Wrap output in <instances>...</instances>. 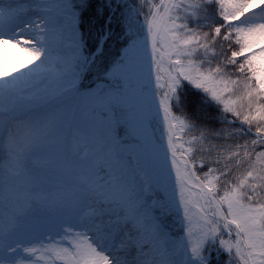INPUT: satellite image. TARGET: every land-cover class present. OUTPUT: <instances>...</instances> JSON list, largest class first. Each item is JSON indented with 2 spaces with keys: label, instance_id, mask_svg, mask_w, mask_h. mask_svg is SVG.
Wrapping results in <instances>:
<instances>
[{
  "label": "snow or ice",
  "instance_id": "snow-or-ice-1",
  "mask_svg": "<svg viewBox=\"0 0 264 264\" xmlns=\"http://www.w3.org/2000/svg\"><path fill=\"white\" fill-rule=\"evenodd\" d=\"M0 264H264V0H0Z\"/></svg>",
  "mask_w": 264,
  "mask_h": 264
}]
</instances>
